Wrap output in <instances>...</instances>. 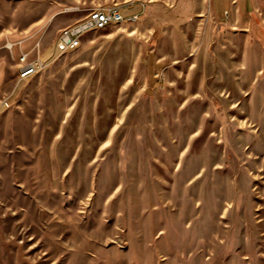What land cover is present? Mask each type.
<instances>
[{
	"label": "rangeland",
	"instance_id": "1",
	"mask_svg": "<svg viewBox=\"0 0 264 264\" xmlns=\"http://www.w3.org/2000/svg\"><path fill=\"white\" fill-rule=\"evenodd\" d=\"M121 1L0 0V264H264V78L246 35L140 0L136 20L55 52ZM22 52L43 61L28 80Z\"/></svg>",
	"mask_w": 264,
	"mask_h": 264
},
{
	"label": "crops",
	"instance_id": "2",
	"mask_svg": "<svg viewBox=\"0 0 264 264\" xmlns=\"http://www.w3.org/2000/svg\"><path fill=\"white\" fill-rule=\"evenodd\" d=\"M181 2L184 3L186 15L210 14L218 19L227 15L230 23L244 32L252 49L244 60L249 64L247 73L252 77L258 75L264 78V0H181ZM142 5L140 0H123L118 6L124 11L137 13L141 11ZM34 43V38H29L27 46H21V50H28ZM11 66L10 63L0 61V92L11 80Z\"/></svg>",
	"mask_w": 264,
	"mask_h": 264
},
{
	"label": "built area",
	"instance_id": "3",
	"mask_svg": "<svg viewBox=\"0 0 264 264\" xmlns=\"http://www.w3.org/2000/svg\"><path fill=\"white\" fill-rule=\"evenodd\" d=\"M137 13L126 14L121 6L95 8L80 21L63 28L55 43L56 53H66L80 47L84 34L92 30L106 28L110 25L126 23L136 20ZM30 52H22L19 58L18 79L28 80L33 77L42 66V60H30Z\"/></svg>",
	"mask_w": 264,
	"mask_h": 264
}]
</instances>
